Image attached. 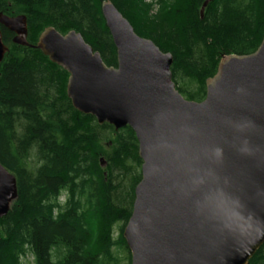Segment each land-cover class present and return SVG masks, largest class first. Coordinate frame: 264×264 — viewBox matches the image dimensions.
Listing matches in <instances>:
<instances>
[{
    "label": "trees",
    "instance_id": "trees-1",
    "mask_svg": "<svg viewBox=\"0 0 264 264\" xmlns=\"http://www.w3.org/2000/svg\"><path fill=\"white\" fill-rule=\"evenodd\" d=\"M103 1L137 36L172 56V81L192 102L204 100L222 57L253 53L264 35V0H214L202 14L204 0H157V18L149 17L154 5L146 0H0V15L25 16L31 46L46 28L74 31L116 67ZM0 31L8 48L0 64V165L17 189L0 218V264H122L119 255L130 264L122 232L142 164L133 131L74 110L67 73ZM248 264H264V244Z\"/></svg>",
    "mask_w": 264,
    "mask_h": 264
},
{
    "label": "water",
    "instance_id": "water-1",
    "mask_svg": "<svg viewBox=\"0 0 264 264\" xmlns=\"http://www.w3.org/2000/svg\"><path fill=\"white\" fill-rule=\"evenodd\" d=\"M100 11L116 67L74 31L46 28L31 46L25 16L0 15V27L67 73L74 110L133 131L142 164L122 232L130 264H248L264 244V35L253 53L221 58L197 103L176 90L169 53L137 36L110 1ZM7 51L0 31V64ZM16 198L0 165V218Z\"/></svg>",
    "mask_w": 264,
    "mask_h": 264
},
{
    "label": "rangeland",
    "instance_id": "rangeland-1",
    "mask_svg": "<svg viewBox=\"0 0 264 264\" xmlns=\"http://www.w3.org/2000/svg\"><path fill=\"white\" fill-rule=\"evenodd\" d=\"M167 2L165 3V5H172L176 0H166ZM146 3H148V4H152V5H154V7H152L151 8V10H150V13H149V17H151V18H155L156 16L158 17L159 16V10H160V6H158V1L157 0H146L145 1ZM156 17V18H157ZM68 80V79H67ZM117 236H118V226L117 227H115V230H114V234H113V237H114V239H116L117 238ZM120 257V259L121 260H123V263L122 264H127L126 263V261H125V257L126 256H124V255H119ZM29 262H32L31 261V259L29 258V259H27Z\"/></svg>",
    "mask_w": 264,
    "mask_h": 264
}]
</instances>
